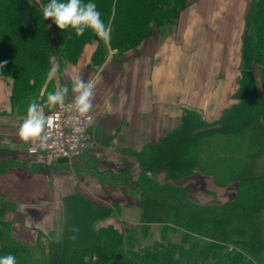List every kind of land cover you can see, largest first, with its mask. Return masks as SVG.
I'll list each match as a JSON object with an SVG mask.
<instances>
[{"label": "crops", "instance_id": "obj_1", "mask_svg": "<svg viewBox=\"0 0 264 264\" xmlns=\"http://www.w3.org/2000/svg\"><path fill=\"white\" fill-rule=\"evenodd\" d=\"M251 3L200 0L183 14L170 37L157 35L154 42L149 38L122 57L117 49H110L97 64L92 60L97 43H88L71 73L78 67L80 78L95 83L89 111L95 114L90 128L95 146L70 162L39 166L28 154V142L17 133L15 138L9 134V129L15 132L17 128L4 123L6 115L0 116V168L5 167L0 171V202L9 207L4 218L15 216L23 228L43 232L58 229L62 222L63 237L72 207L80 212L83 207L96 208L100 206L96 199H117L108 203L111 214L99 221V226L113 224L122 229L123 224H142L146 208L137 205L136 199L145 198L137 183L154 192L144 182L157 188L168 184L182 188L184 183L203 177L202 188H196L200 183L191 186L188 199L208 206L233 198L232 190H222L225 187L204 188L209 178L214 179L200 172L170 177L163 161L170 151L177 155L178 143L184 142L189 129L201 127L206 131L212 123L225 120L235 106L243 103L248 108L246 95L240 92L245 77L233 93L231 79H226L230 61L217 66L214 56L219 47L221 55L238 54L237 69L243 76V39ZM200 55L203 61L198 63ZM216 67L223 73L213 76ZM11 89L10 78L0 76V111L11 112ZM82 157L86 164H76ZM164 197L162 193L154 195L165 201V206L160 204L161 211L166 209ZM94 228L92 225L88 230ZM17 237L23 242L19 233Z\"/></svg>", "mask_w": 264, "mask_h": 264}, {"label": "trees", "instance_id": "obj_2", "mask_svg": "<svg viewBox=\"0 0 264 264\" xmlns=\"http://www.w3.org/2000/svg\"><path fill=\"white\" fill-rule=\"evenodd\" d=\"M196 1L82 0L84 4L95 3L101 19L110 26V40L106 43L90 28L82 36H77L70 27L61 30L52 19L44 20L42 6L50 0H40L39 4L36 0H0V63L7 62L0 68V76H10L14 80L12 108L17 109L19 101H29L28 97L35 92H49L54 68L63 70L64 66L74 64L85 44L97 43L94 55L100 57V62L110 49H117V55L122 57L153 37L154 33L160 37L171 35L180 18ZM243 43L245 71L242 72L251 75V62L259 65L258 77L263 84L264 97V0H252L246 16ZM249 87L253 89L246 84L242 87L241 96L252 94ZM255 97L259 96L246 97L253 109L254 104L258 107V103H254ZM242 104H239L240 110H246ZM19 108L18 112L22 113L24 108ZM232 109L228 113L229 119L236 116H233ZM245 112L247 117L248 112ZM246 128H253V120ZM189 135L184 136L182 144L178 143L181 154L175 156V152L170 151L163 161L170 177L178 178L183 174L182 167L190 152L185 137ZM254 171L257 175L249 184L253 192L249 189L251 193L248 192L246 197L249 203L236 196L215 208L201 206L194 209L188 201L187 206H172V202L175 205L181 199L170 190L162 195L166 204L172 207L166 206L160 215V204L165 201L154 198L159 195L154 189V192L149 191L137 183L136 187L145 200L159 201L153 213L159 217L142 224H123L122 229L107 224L88 230L87 223L94 220L87 213H98V208L83 207L80 212L73 206L68 221L73 225L66 227L61 242L50 243L46 251L42 246L37 250L22 243L11 233L9 222L1 218L0 258L11 254L16 264H264V175L258 174L257 167ZM178 207H184V212H177ZM146 212L144 217L148 219L146 216L150 215ZM175 222H183L191 230ZM85 238L86 241L81 243L80 239ZM40 250L41 254H38Z\"/></svg>", "mask_w": 264, "mask_h": 264}, {"label": "rangeland", "instance_id": "obj_3", "mask_svg": "<svg viewBox=\"0 0 264 264\" xmlns=\"http://www.w3.org/2000/svg\"><path fill=\"white\" fill-rule=\"evenodd\" d=\"M198 1L200 0H197L196 3ZM192 7H194V3L192 4ZM186 20H187V17H186ZM167 29L169 30V27H167ZM196 29L200 30L202 28L197 27ZM163 35L165 36V33H163ZM156 36H157V33H154V36L151 37L153 38L152 39L153 42ZM200 41L202 42V40ZM86 45L87 44L83 46L81 54L79 55L77 60L74 62V64L69 65V66H64L63 70H60L59 68H56V67L54 68V70L52 71V77H54L53 85L51 83V89H48L49 92H46V93H44V91H41L39 93L35 92V94L30 95L28 97L29 101H19L18 103L19 106L17 107V109H13L11 106V108L9 109L11 111L10 113H7L6 110L0 111V116L6 115L8 117L4 121V123H7L8 126H14L15 128H17L15 132H14L15 129L13 130L12 128L9 129V132H8L9 134L10 133L14 134V138H15L16 133L18 135L19 128L21 124L23 123V121L27 118L28 108L32 102L37 103L43 115L46 116V114L49 113L54 108L53 105L49 104L48 96L50 93H54L58 87L66 86L68 88V93L65 97V100H68V99L74 100L75 94L72 91V87H73L72 77L77 76V75L79 76V69L77 67L74 73H71V70L73 69V66L79 62V59L81 58L82 52ZM200 50H203V48L201 47ZM221 53H222V47H219L216 50V54L214 56V62L217 66H220V63L222 64V62H227V60L230 61V66L231 65L232 66H231V70L227 72L226 79L228 78L231 79V84H233V87H232L233 93L236 92V90L237 91L239 90L238 85L239 83L242 82V77L243 78L245 77L246 86L247 87L250 85L253 86V89L251 87H249L248 89V90H251L250 91L252 92L251 95L259 96V97H255L256 99L254 102V103H258L257 104L258 107H256L254 104L253 106L255 109L254 110L252 106L248 104V109L246 108V110L245 109L240 110L239 105H237L232 109L234 110L233 116L235 114L237 117L235 116V117H232L231 119L226 118L225 120H218L215 123H212L211 126H208V130L206 131H204L205 129H202L201 127H195L193 129H189L190 135L185 137V140L187 141L185 145L187 144L190 145V152H189V155L188 154L186 155L187 159L185 160L184 166L182 167V171H183L182 176H184L185 174L189 175L190 173H193V172H197V173L200 172L214 179L213 181L211 178H209L207 182L205 183L204 188L209 189L210 187L216 188L218 186L225 187V188H222V190L226 189L227 193H229V191L232 190V192L230 193L232 197L237 196L243 202L249 203L246 197L248 196V192H250V190L251 192H253L251 189L252 187L249 184L251 183V180L255 178V175H257V173H255L254 171L256 167L258 170L257 171L258 174L263 173L262 175H264V166H263L264 157H260L261 155L262 156L264 155V129H263L264 128V97L262 94L263 84L258 77L259 76L258 74L259 65L257 63L251 62V64L249 65L252 71L251 75L247 76V74L245 75L242 72L243 76H241V72L239 71V69H237L238 54L237 56L235 54L226 56V55H221ZM99 59H100L99 56H95L93 54V57H92L93 62H95L96 64L100 63ZM202 61H203V55H200L198 63ZM244 65H245V61H244ZM221 70L223 69L218 70L216 67L213 70V72L212 70L211 72L213 76H216V75L218 76V74L220 75V73H223V71ZM242 70L245 71V66L242 68ZM197 72L201 74L200 71H197ZM3 77H7V76H3ZM8 77L12 81V89H13L14 80L10 76ZM12 89H11V94L13 92ZM243 92L245 93V91ZM251 95L248 94L244 97L249 98ZM235 101H236V98L234 97L232 99V102H235ZM21 106L24 108L22 110V113L18 112L20 110L19 107ZM245 111L248 112L247 117H246ZM251 120H253V128L248 130L246 128V125L248 126V123ZM17 121L20 122V125L17 123ZM260 126H263V128H260ZM242 130H246V131H242ZM202 133H205V134H202ZM8 145L13 146V143L9 142ZM181 152H182L181 148H179V150L176 151L177 155L179 153L181 154ZM28 159H30V156ZM32 159L35 163L39 164V166L43 164L50 165V163L55 164L51 162L49 158L43 157L41 155L34 156ZM76 161L78 162L76 164L84 163V165L87 162L86 159H84V157ZM246 161H249V162L246 164ZM256 163H257V166H255ZM201 178L197 180H194L196 179L194 178L193 179L194 181L192 182L189 181L188 183H184L182 188L175 186V185L164 186L163 188H157L154 184L150 182H144V183L152 187V189H154V191L157 193H162L166 195V193L170 190L175 192L177 198L181 199V202L179 203L176 202L175 205H173L172 203L174 202H172L171 203L172 206H180V205L187 206L186 201H188L189 204L192 205L194 209H199L201 206H205L206 204L203 205L200 203H195L192 200L188 199L186 195L189 194V190L191 189V186H193L195 183H200V185L196 186V188L198 189L202 188L203 184H202ZM241 179L247 181L248 184L246 182L242 183ZM245 186H247V189L245 188ZM243 188H245L246 190ZM262 193H264V190L262 191ZM107 198L109 199V194L107 195ZM112 200L115 201L117 199L114 198V199H109L106 201H101V200L96 199L94 201L97 205H100L96 207L98 208L99 212L96 213L92 211L93 212L92 215H89V213H87V216L94 220V222L89 221L87 223L86 225L87 229L91 227L92 225L94 227L99 226V221L104 220V217H107L109 214H111L112 209L109 207L108 203ZM130 201H131L130 203L135 204L134 200H130ZM136 203L137 205L142 204L146 208L147 214L150 215V216L148 215L146 216V218L148 219H145V217L143 218V223L153 220L154 219L153 217H159V216L153 215L155 208L159 206L157 205L159 201L157 202V201L145 200V199L141 200L138 197L136 199ZM166 206L172 207L169 204H166ZM215 206H218V205L215 203L213 205H208V207H211V208H215ZM8 209L9 207H6L4 203L0 202V219L4 218V214L6 210ZM184 209H185L184 207H178L177 212H184ZM68 213H69V210H68ZM162 213H164V211H162ZM69 218H70V213H69L68 221H70ZM4 219H6V221L9 222L8 223L9 227H12L11 233L13 235L17 237L19 233L20 238L23 240V242H25L24 244H26L27 246H33L37 250H39L38 246H42L45 248V251H46L47 245H49L50 243L55 244V242H61L63 239L62 234L60 233L62 222L58 229L51 231V232H43L39 230H28L27 228H23L22 221H21L22 224H20L19 223L20 218H17L15 216L14 217L10 216V218L6 217ZM195 219L196 218H194L193 220ZM196 221L198 224L199 221L198 220ZM14 222H17L18 225L16 224V226H14L13 225ZM175 224L182 225L183 228L185 227L191 230V228L187 227L188 225H185V223L183 222H175ZM72 225L73 224L71 222H68L66 224V227L67 226L69 227ZM169 232H172L171 228H169ZM177 236L178 234L175 235V238ZM17 239L19 238L17 237ZM85 241H86V238L83 240L80 239L81 243ZM41 251L42 250H40L38 254H41Z\"/></svg>", "mask_w": 264, "mask_h": 264}, {"label": "clouds", "instance_id": "obj_4", "mask_svg": "<svg viewBox=\"0 0 264 264\" xmlns=\"http://www.w3.org/2000/svg\"><path fill=\"white\" fill-rule=\"evenodd\" d=\"M39 4L40 0H36ZM42 14L44 20L52 19L59 29L65 30L72 28L77 36H82L86 29H92L97 36L106 43L110 40V26H106L101 19V13L97 10L95 3H82V0H50L49 3L42 6ZM4 63H0V68L4 67ZM72 91L76 93L74 102L69 104L68 108H75L80 115H86L93 107L94 99V81L85 82L79 76L72 77ZM68 88L58 87L54 93L48 96L49 104L59 105L62 109L65 107V97ZM51 117H45L37 103L32 102L28 108L27 118L23 121L19 128L18 135L25 142L32 141L34 144L39 141L40 147H46L48 134L45 132V126H51ZM34 151L35 149H31ZM0 264H16L13 255H7L0 258Z\"/></svg>", "mask_w": 264, "mask_h": 264}, {"label": "built area", "instance_id": "obj_5", "mask_svg": "<svg viewBox=\"0 0 264 264\" xmlns=\"http://www.w3.org/2000/svg\"><path fill=\"white\" fill-rule=\"evenodd\" d=\"M74 100H65V107L62 109L58 104L46 114L51 117V126H45L48 134L46 147H40L39 141L35 144L28 141V154L33 158L41 155L56 162L61 157L69 158L72 161L82 156L95 146L90 128L95 123V114L92 112L80 115L75 108H68ZM31 149H35L32 151Z\"/></svg>", "mask_w": 264, "mask_h": 264}, {"label": "water", "instance_id": "obj_6", "mask_svg": "<svg viewBox=\"0 0 264 264\" xmlns=\"http://www.w3.org/2000/svg\"><path fill=\"white\" fill-rule=\"evenodd\" d=\"M57 161L58 162H68L69 161V158H67V157H61Z\"/></svg>", "mask_w": 264, "mask_h": 264}, {"label": "bare ground", "instance_id": "obj_7", "mask_svg": "<svg viewBox=\"0 0 264 264\" xmlns=\"http://www.w3.org/2000/svg\"><path fill=\"white\" fill-rule=\"evenodd\" d=\"M261 128V127H260ZM264 129V128H263Z\"/></svg>", "mask_w": 264, "mask_h": 264}]
</instances>
